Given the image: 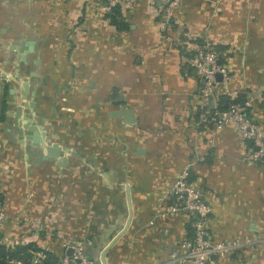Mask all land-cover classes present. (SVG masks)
I'll use <instances>...</instances> for the list:
<instances>
[{
  "label": "crops",
  "instance_id": "0c3cea01",
  "mask_svg": "<svg viewBox=\"0 0 264 264\" xmlns=\"http://www.w3.org/2000/svg\"><path fill=\"white\" fill-rule=\"evenodd\" d=\"M158 1L119 7L128 25L117 28L85 0H60L50 20L40 0H0L7 244L36 243L60 256L85 236L87 255L98 259L113 238L107 264H189L178 263L176 248L194 217L163 211L167 188L185 170L209 207L199 218L203 238L239 242L213 262L264 264V166L244 159L247 141L230 122L215 125L219 95L243 92L264 135V0H177L168 13ZM16 31L21 42L11 37ZM203 42L224 68L214 77L218 99L200 93L191 65ZM121 104L135 120L110 114ZM17 105L46 142L60 144L64 166L23 137L21 118L4 114Z\"/></svg>",
  "mask_w": 264,
  "mask_h": 264
},
{
  "label": "built area",
  "instance_id": "2783aa9c",
  "mask_svg": "<svg viewBox=\"0 0 264 264\" xmlns=\"http://www.w3.org/2000/svg\"><path fill=\"white\" fill-rule=\"evenodd\" d=\"M133 0H105L100 3L101 9L104 12L110 10L111 6L118 4L119 7H124ZM162 4L171 3L173 0H159ZM169 7L165 6L164 10L168 12ZM208 43L204 42L198 44L194 51L195 71L199 77L203 78L202 93L207 95L212 90L216 81L214 79V62L216 60V53L214 49L208 48ZM223 70V68H219ZM220 94V93H219ZM218 93L215 98L218 99ZM245 101L243 104L238 102H231L227 108L219 112L220 118L216 120L215 125L220 127L225 122H230L234 132L241 139L251 140L250 144L246 146V152L243 157L246 160L259 161L264 166V135L260 125L251 117L243 113ZM187 172L182 170L178 177L174 179L172 184L166 190L167 201L164 204L165 212H184L189 216H193L192 228L193 236L188 238L183 237L176 248L178 255V263L186 261L189 264H215L212 256L219 254L225 250L233 249L239 244L236 240L231 241H213L209 243L203 238V229L200 217L207 214L209 207L200 198L199 190L194 187L191 182L186 180ZM5 218L4 210L0 203V243H6L7 238L1 232V225ZM10 243V242H9ZM90 244V239L87 237H80L76 240H69L65 244V251H62L59 257V264H100L98 259H93L87 255V246ZM12 246V245H9ZM70 248V252L67 250ZM37 252V251H36ZM40 252V251H38ZM42 253L40 252V256ZM6 264H19L15 261H7Z\"/></svg>",
  "mask_w": 264,
  "mask_h": 264
},
{
  "label": "trees",
  "instance_id": "16d2710c",
  "mask_svg": "<svg viewBox=\"0 0 264 264\" xmlns=\"http://www.w3.org/2000/svg\"><path fill=\"white\" fill-rule=\"evenodd\" d=\"M109 21L113 23L117 28H126L127 22L123 20V17L120 14L119 5L111 6L108 14H107ZM245 100V95L243 92L237 93L234 97H229L224 93L219 95V99L217 102L216 108L221 111L227 108L228 104L231 102H238L239 104H243ZM243 113L246 116L251 118L252 115L249 113L247 107H244ZM216 118V116H215ZM247 144L251 143V140L247 139ZM191 176L187 174L186 180L190 179ZM186 226V235L188 238L193 236V228L189 222L185 224ZM35 250H39L42 255L39 258V261L32 262V254ZM61 255V253H59ZM59 255L42 248H37L33 243L28 242L25 244H15L12 246L5 245L0 243V264H6L7 261H15L19 264H59Z\"/></svg>",
  "mask_w": 264,
  "mask_h": 264
},
{
  "label": "water",
  "instance_id": "95a60500",
  "mask_svg": "<svg viewBox=\"0 0 264 264\" xmlns=\"http://www.w3.org/2000/svg\"><path fill=\"white\" fill-rule=\"evenodd\" d=\"M159 2V1H158ZM12 48H15L16 50L19 51V58L23 59V54H20V45L17 43L11 44L10 45ZM22 85H25V81L21 82ZM10 88H8L9 90ZM0 92H1V84H0ZM24 105L26 106H33V101L30 100L29 102H24ZM20 106L17 105L14 112L10 111H4L5 115L13 114L14 116L21 118V126L24 127L25 129L28 130L25 134H23V137L33 145H39L43 147V150L46 152V155L42 154V157L46 156H51L54 157L57 161V165L59 166H64L66 163V156L61 153L62 147L60 144H58L56 141H50L46 142V136L44 131H42L36 124L31 123L28 119H30L27 114L23 112L22 116H20ZM110 114L114 116H118L121 114L122 118L126 121H132L135 120V117L133 114H131V109L127 106L124 105H119L118 109L116 110H111ZM66 149V148H64ZM113 238H111L112 241ZM111 241L109 243H111ZM109 243H107L103 248H101L100 253H99V263L100 264H107L105 261L104 253L106 248L108 247ZM67 252H70V249L67 250Z\"/></svg>",
  "mask_w": 264,
  "mask_h": 264
},
{
  "label": "rangeland",
  "instance_id": "374dc122",
  "mask_svg": "<svg viewBox=\"0 0 264 264\" xmlns=\"http://www.w3.org/2000/svg\"><path fill=\"white\" fill-rule=\"evenodd\" d=\"M37 0H2V2L5 4V5H8V4H10V5H8V6H11V5H22V3H28V4H30V3H32V2H36ZM41 1V4L42 5H44V7L43 8H45V11H43L45 14H44V16H46V20H50V18L48 17V12H49V9H50V6H52L53 8H58L59 7V1L60 0H40ZM134 1V0H133ZM132 1V2H133ZM153 0H150V2H152ZM177 2V0H173V2H171V3H161L162 5L160 6V8H162L163 10H164V7L165 6H167V7H169V9H168V12H169V10L171 9V7L175 4ZM85 3L86 4H91V5H94L95 4V6L97 7L95 10H94V12L95 13H97V11H98V13H99V16L100 15H102V14H108V12L109 11H107V12H104V10L103 9H101V7H100V2H97L96 0H85ZM61 6H63V5H61ZM97 10V11H96ZM42 12V13H43ZM164 12H166L165 10H164ZM167 12V13H168ZM42 13L40 12V14L39 15H41L42 16ZM43 16V17H44ZM42 17V18H43ZM102 17H103V15H102ZM44 19V18H43ZM10 37V36H9ZM12 38H14L15 40H17V41H19V42H21L22 40H24L25 38H24V36H23V34L22 33H20L19 31H16L12 36H11ZM204 43V42H203ZM208 45V48H210L211 49V44H207ZM214 53H216V57L218 56V52H217V50L214 52ZM37 57V56H36ZM193 61H194V55H193V59L191 60V65L193 66V68H194V70H195V66H194V64H193ZM217 67V69H215L216 71L217 70H219V68L221 67L218 63H217V60H215V62H214V68H216ZM221 68H223V66L221 67ZM223 70H224V68H223ZM223 70H221L222 72H223ZM215 71V72H216ZM215 72H214V77H215ZM195 73H196V75L199 77V74L195 71ZM199 78H201L202 79V82L204 81L203 80V78L202 77H199ZM203 85L204 84H202V86L198 89L199 91H200V93L203 95V96H207L208 94H214L215 95V87H216V85H217V83H215V85H214V87L212 88V90L210 91V92H208V94L207 95H205V94H203L202 93V87H203ZM67 86H69V85H67ZM221 90H226L225 88H221ZM211 94V95H212ZM249 96H250V94H248L247 95V98H249ZM245 107H247L246 106V103H245ZM249 113H250V111H249ZM1 117H4L3 115H1ZM206 117V116H205ZM256 122H257V120H255ZM216 122V121H215ZM258 123V122H257ZM259 124V123H258ZM2 226V225H1ZM1 232H2V230H1ZM3 233V232H2ZM34 245L37 247V248H39V246L36 244V243H34ZM41 248V247H40ZM39 250H37V252H35L34 251V253L32 254V262H37V261H39V256H40V252H38Z\"/></svg>",
  "mask_w": 264,
  "mask_h": 264
},
{
  "label": "bare ground",
  "instance_id": "6f19581e",
  "mask_svg": "<svg viewBox=\"0 0 264 264\" xmlns=\"http://www.w3.org/2000/svg\"><path fill=\"white\" fill-rule=\"evenodd\" d=\"M29 42H31V41H29Z\"/></svg>",
  "mask_w": 264,
  "mask_h": 264
}]
</instances>
